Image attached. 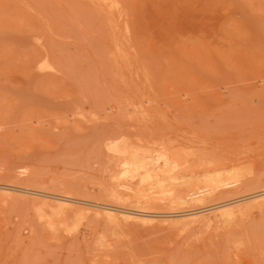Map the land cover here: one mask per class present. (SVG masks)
Returning a JSON list of instances; mask_svg holds the SVG:
<instances>
[{
  "label": "rangeland",
  "instance_id": "374dc122",
  "mask_svg": "<svg viewBox=\"0 0 264 264\" xmlns=\"http://www.w3.org/2000/svg\"><path fill=\"white\" fill-rule=\"evenodd\" d=\"M112 1L0 0V264H264V0Z\"/></svg>",
  "mask_w": 264,
  "mask_h": 264
},
{
  "label": "bare ground",
  "instance_id": "6f19581e",
  "mask_svg": "<svg viewBox=\"0 0 264 264\" xmlns=\"http://www.w3.org/2000/svg\"><path fill=\"white\" fill-rule=\"evenodd\" d=\"M94 1H97V0H94ZM107 1H112V0H107ZM102 2H103V0H101V4H102ZM104 2H106V0H104ZM104 2H103V4H104ZM113 2V1H112ZM110 7V6H109ZM111 7H114V5L113 6H111ZM44 66H45V64H44ZM133 157V156H132ZM131 157V158H132ZM168 157V156H167ZM157 158V157H156ZM130 160V159H129ZM157 160H158V158H157ZM162 160H164V159H162ZM166 161H167V159H165ZM164 160V162L166 163V161ZM131 161H132V159H131ZM148 161V160H147ZM150 162V161H149ZM153 162V161H152ZM155 162H157V161H155ZM134 163V162H133ZM158 163V162H157ZM132 164V163H131ZM142 164V163H141ZM132 165H136V164H132ZM124 166V165H123ZM167 166V165H166ZM125 168H127L126 166H124ZM144 168V167H143ZM133 170H135V169H133ZM140 170H142V167H141V169ZM158 170V169H157ZM145 171V170H144ZM143 171V172H144ZM170 171V170H169ZM177 171V170H176ZM165 172V171H164ZM124 174L125 175H128L129 174V171H127V169L124 171ZM123 174V175H124ZM124 175V176H125ZM134 175V174H133ZM132 175V176H133ZM144 176V175H143ZM158 174L157 175H154L153 173H151L150 172V170L149 169H146V175H145V178L146 179H155L158 183H161L162 181L158 178ZM128 177V176H127ZM134 178H135V175L133 176ZM183 177V176H182ZM130 178V177H129ZM144 178V179H145ZM183 181V180H182ZM174 182H176V181H174ZM175 184V183H174ZM159 186V185H158ZM5 189V188H4ZM198 189V188H197ZM28 193V192H27ZM44 197V196H43ZM59 197V196H58ZM58 197H56L55 199H57ZM66 197H64V199L63 198H61V196H60V198L58 199V201H57V205L58 206H60V207H62V206H66L67 205V202H69V201H67V199H65ZM144 198V197H143ZM71 201V200H70ZM73 202H74V200H72ZM75 203V202H74ZM78 203V202H77ZM81 204H82V202H81ZM85 205H87L86 203H85ZM89 206V205H88ZM97 206H99V205H97ZM96 207V206H95ZM97 208H99V207H97ZM103 208V207H102ZM104 208H105V206H104ZM100 209V208H99ZM107 209H110V208H107ZM124 210V209H123ZM126 210V209H125ZM114 211V209L112 210H110V211H107L106 212V214L109 216V217H115V213L113 212ZM227 211H232V210H227ZM118 212H120V211H118ZM142 214V213H141ZM141 214H137V213H135V211L134 212H131V211H122L121 213H120V216L121 217H123L124 219H126V220H135V221H142V222H145V221H147V219H144V218H141V217H139V215L140 216H142ZM144 214V213H143ZM148 216V215H147ZM151 217V216H150ZM196 220V219H195Z\"/></svg>",
  "mask_w": 264,
  "mask_h": 264
}]
</instances>
